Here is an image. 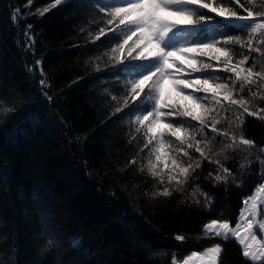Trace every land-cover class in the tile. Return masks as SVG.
<instances>
[{
	"label": "trees",
	"instance_id": "16d2710c",
	"mask_svg": "<svg viewBox=\"0 0 264 264\" xmlns=\"http://www.w3.org/2000/svg\"><path fill=\"white\" fill-rule=\"evenodd\" d=\"M99 2L69 0L51 7L55 0H35L29 8L26 0H0V98L13 102L0 104V264H172L218 244L222 254L217 264H260L244 258L233 238L203 236L202 226L214 218L234 225L243 199L262 183L257 172H264L258 162L264 159L260 151L264 149V114H245L237 127V135L254 142L253 149H237L227 159L221 154L232 175L216 181L218 173L223 175L214 162L217 157L201 160L199 153L189 150L192 160L182 157V162L200 163L192 179L169 197L154 195L167 182L161 184L141 170L146 168L150 149L144 148L143 134L135 131L141 126L134 123L137 114L150 110L142 102L149 93L146 90L136 100L128 94L125 67L133 61L113 67L111 48L122 40V31L107 24ZM216 2L241 16L252 11L249 24L264 23V0ZM14 5L24 8L26 17L15 25L9 19ZM45 7L50 11L41 15ZM195 12L201 15L206 10ZM29 24L35 36L34 54L24 47L23 30ZM101 28L103 36H99ZM229 35L248 39L246 28L212 23L196 26L195 35L187 41ZM253 44L259 51L228 47L235 53L234 61L243 52L249 56L246 67L264 73V36L254 37ZM37 60L47 74L51 101L39 91L41 68L27 71ZM202 60L217 65L209 57ZM206 71L221 79L228 75L215 67ZM240 97L251 101L253 111L264 109V85H252ZM13 106L20 110L9 117ZM117 106L119 113L114 111ZM225 114L232 118L239 113L235 108L226 113L222 109L220 115ZM178 122L198 125L190 120ZM205 136L213 139L210 128L197 138ZM220 148L217 136L214 149L219 152ZM34 190H39L46 221L56 233L52 248H47ZM177 235L186 239L177 241ZM73 239L80 241L76 249L71 246Z\"/></svg>",
	"mask_w": 264,
	"mask_h": 264
},
{
	"label": "snow or ice",
	"instance_id": "6c2138e0",
	"mask_svg": "<svg viewBox=\"0 0 264 264\" xmlns=\"http://www.w3.org/2000/svg\"><path fill=\"white\" fill-rule=\"evenodd\" d=\"M66 2L69 0H55V4L51 7L60 6ZM34 3L35 0H26L29 8ZM97 7L99 12L104 13L107 18V24L115 25V30L118 31L121 27L128 28V34L111 48L112 59L116 62L113 67L122 66L125 60H131L141 62L135 67L144 69L138 77L130 80L128 94L133 100L140 97L146 90L151 94L153 103L150 110L137 114L134 123L141 126L135 131L143 134L144 148L150 149L146 168L141 170H146L161 184H164L165 180L167 182V186L154 195L169 197L172 191L182 189L192 179L200 163L196 161L185 165L182 162V157L192 160L189 150L199 153L201 160L211 159L213 155L217 157L214 162L223 175L218 173L215 176L216 181L224 180L227 175H232L231 170L224 167L220 160L221 154L227 159L228 154L237 149H253L254 142L242 134L237 135V127L242 124L245 114L248 116L264 114V109H261L259 113L255 112L250 108V100L243 97L237 98V96L254 84L264 85V73L254 71V66L246 67L249 56L244 55L243 52L240 53L242 58L234 61L235 53L228 45H239L241 49L259 51V48L253 44V38L264 36V23L251 22L249 24L248 22L253 17L252 11H248L247 16H241L233 8L217 3L216 0H119L116 4H107L100 0ZM195 9L206 10V13L196 15ZM24 11L25 9L18 5L13 6L9 19L14 25L21 19H26L23 16ZM49 11L50 8L45 7L41 15ZM217 17L220 19L217 20ZM212 23L246 28L248 39L245 40L241 35H229L208 41L177 42L185 36L195 35L196 26L205 27ZM32 28L33 25H27L23 30V37L24 47L31 49L34 54L35 36ZM185 29H190V31H185ZM103 35H105V30L101 28L99 36ZM99 36L96 39H99ZM117 53L120 55H116ZM176 56L182 57V61L178 63L176 59H173ZM202 57L215 60L217 65L203 62ZM38 66L41 68L39 91L51 101L52 97L47 95L49 84L46 79L47 74L42 70V61L37 60L35 65L27 68V71L35 72ZM214 67L216 71L228 75L221 79L218 75L209 74L206 71ZM195 73L201 75L194 76ZM165 81L171 82L178 95L191 100L193 107L166 102L163 92ZM196 93L201 95L197 96ZM253 97L255 98V93ZM225 101L227 103H224ZM9 103L13 102L0 98V104ZM229 108H235L239 114L232 118L226 114L220 115L222 109L226 113ZM19 110L13 106L9 110V117ZM114 111L115 113L121 112V107L117 106ZM179 120L195 121L198 125L180 123ZM225 123L228 128L219 127ZM208 128L211 129L213 139L209 140L207 136L203 140L198 139L197 135H204ZM217 136L221 137L219 152L214 149ZM171 138L179 143L176 144ZM260 151L264 152V149ZM258 162L264 165V159ZM130 163L135 164L136 161L132 160ZM257 175L262 183L257 186L256 195L242 201L246 208L249 202L251 204V207L247 208L249 217L245 219V209L242 208L235 227H232L228 220L211 219L203 224L202 235L221 238L224 241L235 237L243 245L244 258L250 257L251 261L264 264V240H259L257 235H253L252 217L257 215V197L264 196V172H257ZM242 186V184L237 185V187ZM32 195L35 206L41 213V228L48 238L47 248H52L56 244V233L46 221V209L43 207L39 190H34ZM241 226L243 235H241ZM259 231L264 233V223L259 224ZM184 239L186 237L182 235L176 236L177 241ZM79 245V240L71 241L73 249L78 248ZM217 254H222V246L219 244L207 249L205 256L209 257L208 260L192 252L183 264H194L195 261H200V264H216Z\"/></svg>",
	"mask_w": 264,
	"mask_h": 264
},
{
	"label": "rangeland",
	"instance_id": "374dc122",
	"mask_svg": "<svg viewBox=\"0 0 264 264\" xmlns=\"http://www.w3.org/2000/svg\"><path fill=\"white\" fill-rule=\"evenodd\" d=\"M126 29L128 30V28H126ZM133 39H135V37H133ZM179 42H181V41L179 40ZM173 59H176L179 62L182 61V57H180V56L173 57ZM163 92H164V96H165L166 102H170V101L175 99V100H177V102L180 105H184L185 107H193V102L191 100H186V99H184L183 97H181L180 95L177 94L176 90L172 87V84H171L170 81H165L164 82V84H163ZM150 98H151V94H150ZM256 188L254 189L252 195H256ZM251 196H249L247 198H250ZM257 200H258V203H257V215L255 217H252L253 225H254L253 235H257V238L259 240H264V233L259 231V224L260 223H264V196H258ZM250 207H251V204L249 202V204L247 205V208H250ZM242 208L245 209V219H247L249 217V213L247 211V208L245 207L244 204H243ZM238 218H239V216H238ZM238 218H237V222H238ZM237 222L234 225H231V226L235 227ZM241 235H243L242 226H241ZM231 238H233L237 242V244L241 247V252L243 253V245H241L239 243V241L235 237H231ZM214 246H216V245H213L211 247H214ZM206 252H207V249L204 250V251L196 252V253L198 255L204 256L205 260H208L209 257L205 256ZM191 254L187 255L186 257H184L180 261H174L173 264H183V261L185 259H187L189 256H191ZM218 255L219 254H217V257H216V264H217V260H218ZM248 260H251V258L249 257ZM254 262H259V261H254ZM194 264H200V261H195Z\"/></svg>",
	"mask_w": 264,
	"mask_h": 264
}]
</instances>
